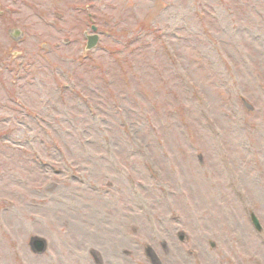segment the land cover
I'll list each match as a JSON object with an SVG mask.
<instances>
[{"label": "rangeland", "instance_id": "obj_1", "mask_svg": "<svg viewBox=\"0 0 264 264\" xmlns=\"http://www.w3.org/2000/svg\"><path fill=\"white\" fill-rule=\"evenodd\" d=\"M77 1L18 2V13L0 18V60L36 66L34 84L21 90L0 65V103L9 106L11 94L39 112L22 126L26 118L11 108L12 120L0 124L16 130L9 144L0 142V264H151L152 253L162 264H264V0L250 7L241 0L96 1L100 26L120 42L151 27L163 36L140 48L138 60L118 56L123 68L93 54L102 64L87 61L96 72L79 77L101 100L93 116L76 101L58 103L45 68L55 64L62 79L81 69L62 60L81 51L85 24L69 8ZM34 10L64 13L61 24L77 43L55 48L60 35ZM13 28L27 32L22 45L9 37ZM105 41L114 47L111 37ZM155 59L161 63L152 68ZM189 100L200 115L192 103L180 109ZM33 236L48 240L46 254L32 253Z\"/></svg>", "mask_w": 264, "mask_h": 264}]
</instances>
